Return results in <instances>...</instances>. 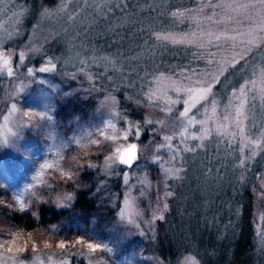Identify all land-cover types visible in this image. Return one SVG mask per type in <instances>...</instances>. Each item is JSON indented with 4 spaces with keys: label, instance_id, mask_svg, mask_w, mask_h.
I'll use <instances>...</instances> for the list:
<instances>
[{
    "label": "rangeland",
    "instance_id": "obj_1",
    "mask_svg": "<svg viewBox=\"0 0 264 264\" xmlns=\"http://www.w3.org/2000/svg\"><path fill=\"white\" fill-rule=\"evenodd\" d=\"M23 3L0 0V53L10 59L13 70L12 75L0 70V205L25 211L17 203L23 201L34 214L41 202L71 207L76 188H90L96 204L87 213L71 207L69 219L29 230L18 228L0 210V264H166L144 239L154 230V217L164 204L172 197L180 217L176 218L184 221L183 233L188 221L193 233L212 226L220 232L227 221L218 213L254 163L259 164L255 195L258 202L264 201V30L260 27L264 8L259 0H56L52 6H40L27 27ZM240 4L254 6L234 10ZM158 34L194 42L173 43L158 39ZM253 37L259 42L249 45ZM180 45L190 46L213 63L175 68V73L152 71L164 54L183 50ZM238 53L243 55L236 61ZM228 59L233 60L231 71H225L223 80L212 81L207 99L189 112V117L203 120L212 115L216 102V116L207 125L211 135L204 141L188 138L199 136L203 127L193 124L181 137L188 118L179 113L187 107L183 102L187 94L174 92L168 80L158 85V78H171L184 87L206 85L213 75L219 76ZM41 67L50 70L41 72ZM244 76L246 80L229 86L228 94L227 83ZM119 84L141 91L136 102L140 118L124 115L118 106L114 87ZM158 86L178 103L150 101L149 94ZM242 87L246 118L241 132L235 111L240 101L233 100V93ZM230 101L233 107H228ZM12 104L17 112L5 126L3 117ZM169 107L171 111L166 110ZM159 120L164 125L156 123ZM109 124L115 125V131ZM133 125L137 127L124 140ZM217 126L227 131L218 134ZM111 135L117 139H106ZM164 135H173L170 149L159 147L165 143ZM131 137L137 141L138 159L117 180L120 173L115 167L120 164L107 166L106 157ZM249 140L260 141L255 155L254 146H246ZM168 167L180 169L179 176L166 175ZM257 223L262 235L261 216ZM16 232L23 237L17 241L19 251L8 254L15 260L6 261L4 248ZM77 239L85 243L73 247ZM61 241L64 249L57 246ZM196 241L190 242L197 245ZM46 242L51 246L46 247ZM87 242L100 245V250L90 253ZM192 254L176 264H192V260L202 264Z\"/></svg>",
    "mask_w": 264,
    "mask_h": 264
},
{
    "label": "trees",
    "instance_id": "obj_2",
    "mask_svg": "<svg viewBox=\"0 0 264 264\" xmlns=\"http://www.w3.org/2000/svg\"><path fill=\"white\" fill-rule=\"evenodd\" d=\"M17 1H22L24 2L23 4L27 5L28 19L24 22L25 27L30 23L29 17L31 19L34 18L40 6H52L56 2V0ZM180 46L184 49L164 54L161 62L156 64L152 71L164 70L175 73V68L192 64L198 65L199 68H204L206 65L213 63L211 62L213 61L212 59H208L207 62L209 63H207L203 56L192 51L193 49L190 46ZM242 55L243 53L236 54V61L239 58L241 59ZM246 56L244 55V57ZM229 62H227L228 65L225 66L223 73L219 74V80H223L225 71H231L228 67L231 66L233 60H229ZM243 80H246V76L239 78L238 81L228 82V94L230 93L229 86L235 87ZM114 88L118 97V106L122 108L123 114L133 118H140L141 112L138 108L139 104L136 102H140L141 91L136 90L135 87L123 84H119V86ZM135 90L138 92H135ZM239 90L237 89L235 93L240 92ZM143 136L140 138L143 139ZM134 138L131 137L130 139L134 140ZM258 165L254 163L251 172L243 180L237 182L238 185L235 192L228 199L226 198L228 204L218 213L219 216L224 217L223 220L227 221L220 232H217L214 229L215 226H212L208 230L193 233L191 228L188 229L190 223L188 221L186 225L187 235L183 233L184 221L180 219L178 221L177 218L180 217L177 209L173 207L171 197L167 210H163L158 215H163L164 218L159 219L155 215L154 230L147 233L148 236L144 238L148 241L157 258L166 264H176L181 257L192 252V255L198 256L202 264H264V233L260 234L261 228H259L257 223L258 216H261V221L262 223L264 222V201L260 199L258 202V197L254 191L257 185L255 171L258 170ZM115 168L120 173L115 179L120 180L121 173L126 171L128 167L118 165ZM74 193L75 200L71 206L74 210L87 213L95 208L96 202L92 200L90 188H76ZM71 207H55L51 201H47L41 202L36 206V214L29 209L19 211L6 204L0 205V210L18 228L29 230L37 226L48 227L64 219H69ZM258 207L261 208L258 210ZM215 234L217 235L216 237H214ZM194 240H197V245L190 242ZM80 262L85 261L81 259Z\"/></svg>",
    "mask_w": 264,
    "mask_h": 264
},
{
    "label": "snow or ice",
    "instance_id": "obj_3",
    "mask_svg": "<svg viewBox=\"0 0 264 264\" xmlns=\"http://www.w3.org/2000/svg\"><path fill=\"white\" fill-rule=\"evenodd\" d=\"M259 3H260V6L262 8H264V0H259ZM253 6L254 5H251V4H240L238 6V8H236L234 10H236V11L246 10V9L253 7ZM228 7L232 8V5H228ZM173 15H183V13H179V14L173 13ZM260 27H261V30H264V18H262V22H261ZM253 31H254V29L250 30L248 35L251 36ZM157 38L158 39L171 40V42H173V43H193L194 42L193 40L189 39L188 37H175V36H171V35L160 36L158 34ZM216 39L219 40L220 36L219 35L216 36ZM258 42L259 41L255 37H253L252 39H250L248 41L249 45L254 44V43H258ZM21 56H23V54H21ZM51 67H55V65H52ZM0 70H7L8 75L13 74V70L10 66V59L2 53H0ZM49 70H50V68H48V67H41L39 69V71H41V72H46ZM223 71H224V68L221 67L219 69V73L222 74ZM28 74L29 75L32 74L31 69L28 70ZM262 75H264V73H262ZM164 80L169 81L168 87H170L174 92H177V93L185 92L187 94V99H185L183 101L184 104L187 105V107H185L184 110L179 113L180 117L188 118L187 119V125L184 126L183 130L180 132L181 137H184L188 133V129L191 125L200 124L203 126L201 129L200 135L199 136L189 135L188 138L199 139L201 141L206 140L209 137V135H211V130L209 129V127L207 125H208V120L214 119L216 116V107H217L216 102L214 100L212 102V107H211L212 115L206 116V118L203 120H197L194 116L189 117V112L191 111V108L195 107V105L200 100L207 99L208 95L212 91V81L218 80V75H213L211 80H209L206 83V85L198 84L196 87H184V86L180 85L178 82L172 81L171 78H167V77H163V76L158 78V85L160 83H162ZM17 88L19 90L20 86H17ZM245 95L246 94H245L243 87L241 88L239 94H236V93L233 94V100H239L240 101L239 105L235 106V111H236L237 125H238V127L241 128V132L243 131V127H242L243 119L246 118L244 115V105H245L244 97H245ZM261 95H262V97H264V88L261 89ZM111 99L114 100V98H111ZM155 99L163 100L168 105H174V104L178 103L177 100H173L171 97H169L167 95L166 89H161L159 86L157 87V89L155 91H152L149 94V100L150 101L155 100ZM228 107H233L231 101L229 102ZM166 110L171 111V108L169 107ZM16 112H17V107L15 104H12L11 109L9 110L8 114L3 117V120L5 122V126L9 122L10 117H12ZM205 112L207 113L208 110L205 109ZM25 115H28V114H25ZM29 118H30V116H29ZM228 118H229L228 116H225L226 120ZM147 123L151 124V123H153V121L148 120ZM156 123L164 125L165 122L163 120H159V121H156ZM108 127L113 129V131H115V125L109 124ZM132 127H137V126L133 125L127 131H125V133L123 135L124 140L128 139V135L132 131ZM215 130L218 134L227 131L226 127H223V126H217V128ZM8 131L11 132V129L9 128ZM230 135L234 136L235 134H230ZM106 139L114 141L117 139V136L111 135V136L106 137ZM163 140L165 143L161 144L159 147H161V148L168 147L170 149L171 146H170V143H168V142H171L173 140V135H164ZM261 140H264V133H261ZM249 145L254 146L253 155H255L256 154L255 148L260 147V141L249 140V141H247L246 146H249ZM200 146L202 147L203 144H201ZM186 151H192V149H186ZM137 159H138V145L136 143H129V144H127L126 147H121V146L116 147L114 152L112 153V155H109L106 157V165L110 166L111 163L118 162L119 164L130 166ZM154 159L159 160L160 157L156 156V157H154ZM173 159H175V157H173ZM241 164H243V161L241 162ZM46 167H48V166L46 165ZM164 172L166 173V175L177 177V176H179L180 169L168 167V168L164 169ZM64 175L70 178V173H65ZM125 179H127V178H125ZM167 195H171V193H167ZM68 198L70 199V197H68ZM17 203H18L20 210H26V205L23 201H17ZM125 205H126V208L130 207L131 206L130 201L125 200ZM163 208H164V210H167L168 205L164 204ZM157 218L163 219L164 217H163V215H160ZM14 235H15V239H13L10 242V244L4 248L3 255H4L6 261L16 259L15 256H9L8 254L18 252L19 249L17 248V241L23 239L22 234L20 232H16ZM82 243H85V242L82 241L81 239H77L72 246L75 247V245L82 244ZM45 246L50 247L51 245L46 242ZM57 246L60 249H64L66 247V245L63 241L59 242ZM34 247H35V245H34ZM86 247L90 253H94V252L100 250V248H101L100 245H97V244H94L91 242H87ZM25 249H26V246H25ZM191 259L192 258H189V260H191ZM36 260L39 261L40 257L37 256ZM61 264H67V261H62ZM192 264H196V262L194 260H192Z\"/></svg>",
    "mask_w": 264,
    "mask_h": 264
},
{
    "label": "water",
    "instance_id": "obj_4",
    "mask_svg": "<svg viewBox=\"0 0 264 264\" xmlns=\"http://www.w3.org/2000/svg\"><path fill=\"white\" fill-rule=\"evenodd\" d=\"M129 143H136V144H137V141H135V140H131V141L127 142L126 144H124L122 147H126L127 144H129ZM135 161H136V160H135ZM135 161H134V162H135ZM134 162H133V163H134ZM133 163H132V164H133ZM132 164H131V165H132ZM120 165H123V164H120ZM131 165H130V166H131ZM123 166L129 167L128 165H123Z\"/></svg>",
    "mask_w": 264,
    "mask_h": 264
},
{
    "label": "clouds",
    "instance_id": "obj_5",
    "mask_svg": "<svg viewBox=\"0 0 264 264\" xmlns=\"http://www.w3.org/2000/svg\"><path fill=\"white\" fill-rule=\"evenodd\" d=\"M6 243V242H5Z\"/></svg>",
    "mask_w": 264,
    "mask_h": 264
}]
</instances>
